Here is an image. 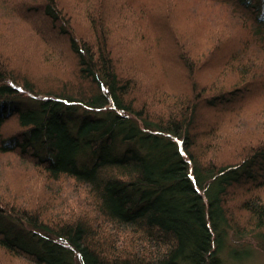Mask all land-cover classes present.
I'll use <instances>...</instances> for the list:
<instances>
[{
    "label": "trees",
    "instance_id": "trees-1",
    "mask_svg": "<svg viewBox=\"0 0 264 264\" xmlns=\"http://www.w3.org/2000/svg\"><path fill=\"white\" fill-rule=\"evenodd\" d=\"M117 2L148 64L167 35L177 103L113 52ZM0 26L73 68L40 90L0 53V264H222L230 231L264 237V141L221 161L230 135L196 126L201 108L264 100V0H0Z\"/></svg>",
    "mask_w": 264,
    "mask_h": 264
},
{
    "label": "rangeland",
    "instance_id": "rangeland-1",
    "mask_svg": "<svg viewBox=\"0 0 264 264\" xmlns=\"http://www.w3.org/2000/svg\"><path fill=\"white\" fill-rule=\"evenodd\" d=\"M118 1V0H117ZM126 1V0H125ZM152 2H156L158 0H150ZM112 4V1H109ZM120 3H116L114 8H110L108 12H110L106 20L111 21L109 28H110V36L111 39L114 41L115 38L120 36L121 34L124 35V40H120L121 43L120 46H115L113 49V52L118 57L120 62H122L123 65L129 64L130 61V55L136 56L137 59L140 61H146V64L142 65L145 67L146 72L148 73V76L145 80L147 84L153 85L158 83L155 88L162 87L163 94L166 97L167 101H171L174 103H177L179 101V96L181 93L179 91H176L175 89L180 86H184L185 84V77L182 73L183 71H177V74L175 73L174 66L171 65V63H165V59L168 58L171 54L170 48H169V41L166 42L167 35L166 34H159L163 36L165 39V43L163 46H158L156 50L152 53L154 63L150 65L148 62L151 61L152 57L146 52L148 51V47L146 43L143 45V48L138 47L140 46L139 43L136 44L134 47V41L138 40L139 36L136 34H133L130 29V21L128 22H118V18L120 17V12L123 10L122 7L119 5ZM149 11H154L155 9L150 8ZM119 14V15H118ZM110 19V20H109ZM179 19V18H178ZM177 18L175 20L178 21ZM85 23L87 19L84 20ZM177 23L179 27L183 26L180 23ZM88 22V21H87ZM115 24V25H114ZM108 25V24H107ZM150 25L156 26V23L154 20H150L149 24L147 22L148 30H150ZM112 26V27H111ZM157 29V28H156ZM155 29V30H156ZM116 30L118 33H116ZM3 28L0 26V35L3 34ZM2 32V33H1ZM13 32H16L14 30ZM151 32V30H150ZM154 32V31H152ZM197 34L201 33V27L196 26L195 31ZM135 33V32H134ZM155 33V32H154ZM132 36H134V41H131ZM157 36V35H156ZM131 37V38H130ZM158 37V36H157ZM2 38V39H1ZM0 38V42L4 43L1 45V54H4L11 58L10 63L12 64V67H16L18 71H23L21 75L26 73L29 76H41L33 79L34 85H36L37 88L46 89L51 88L50 90L54 91L55 87L58 86L59 82L57 80H66L69 81L72 77V59L71 58H65L63 55H66L63 53V55L60 52H56V54H53L51 56H48V58L45 56V54L41 50V46L37 44V41L35 38L31 39V37H19V39H15L13 41H6L3 37ZM8 42V43H7ZM6 46V49L3 53L2 48ZM138 47V48H137ZM195 47H198V44L195 42ZM143 49V50H142ZM134 50V51H133ZM140 50V51H138ZM133 51V52H132ZM145 51V53H144ZM136 53V55L132 54ZM147 53V54H146ZM159 54L162 55V57L159 56ZM29 56L28 61H24V57ZM159 57L158 59L156 58ZM171 57V56H170ZM172 58V57H171ZM126 66V65H125ZM31 73V74H30ZM231 75V83L224 85V87H229L233 84H236L238 80L235 77H232ZM236 79V80H235ZM143 80V81H144ZM152 86L149 88L151 89ZM154 87V86H153ZM151 92V91H150ZM154 95H158L157 92L152 91ZM152 94L144 90V92L140 93L138 91L137 94H135V99L142 97L143 95ZM261 99V98H260ZM150 101V100H149ZM156 102V101H155ZM160 102V103H159ZM162 100L158 101L157 103L150 102V107L152 110H155L156 106L158 108L163 107L165 102ZM139 101L137 100V104ZM227 112V113H226ZM224 113V115H220L215 112V110H206L205 108H201L199 110L198 116H197V125L198 130L197 131H203L208 129L206 125L209 122H213L214 119L217 123L216 126L214 125V128H220L219 132H226L230 136V140L228 141V144L223 146L222 149H218L212 153V156H217L218 159L221 161L233 158L234 151H233V144H235L238 147H243V144L245 142H250L253 145H256L260 142L264 141V100L261 99L255 105H251L247 103H243L240 105L239 109H227ZM217 118V119H216ZM220 120V121H219ZM262 128L261 135L257 138L253 136L255 133L256 128ZM235 131H238V133H235ZM231 145V146H230ZM231 158V159H232ZM262 194L264 196V189L262 191ZM249 233H245L243 237L236 236L232 231L228 234L227 237V249L226 252H224L223 262L222 264H264V237L263 236H250L247 235ZM230 248H233L230 250Z\"/></svg>",
    "mask_w": 264,
    "mask_h": 264
}]
</instances>
